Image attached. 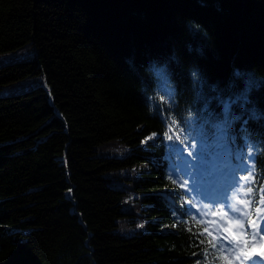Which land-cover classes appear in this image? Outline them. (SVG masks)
<instances>
[{"label":"trees","instance_id":"1","mask_svg":"<svg viewBox=\"0 0 264 264\" xmlns=\"http://www.w3.org/2000/svg\"><path fill=\"white\" fill-rule=\"evenodd\" d=\"M22 49L0 65V90L30 85L0 95V264H231L181 175L227 147L250 214L264 196V0H0V54ZM135 208L146 229L117 233Z\"/></svg>","mask_w":264,"mask_h":264},{"label":"rangeland","instance_id":"2","mask_svg":"<svg viewBox=\"0 0 264 264\" xmlns=\"http://www.w3.org/2000/svg\"><path fill=\"white\" fill-rule=\"evenodd\" d=\"M27 57H28V55H27V51L25 49L17 50L15 52L1 53L0 54V65L4 64V63L12 62V61L24 60V59H27ZM29 87H30V85L27 83H21L19 85H12V86H9V87H6V88L0 90V95L19 93L23 90L29 89ZM101 151L103 152V154L116 155L118 157H123V156L128 154V149H126L125 146H122L120 143H116L115 145L102 148ZM226 153H227L226 150L223 153H221V157L223 156L222 160H218V163L219 164L222 163V166L209 167V168L201 167V168L197 169V173L192 172L191 169H184L181 177L185 179V182L181 181L180 176L177 175L179 180L186 186L187 193L192 198L197 200L198 202H200L203 195H206V196H215L216 195V193L214 192V189L212 187H210V185L214 182V177H213L214 173L221 171L228 164H231L232 169H233L234 166L237 165V163H241V161H236V162L230 161V158H229V156H226ZM145 167H143V168H145ZM236 171H237V169H235V174H233L232 180L230 181L232 183V187L230 188V189H232V191H228V195H227V196L233 195L234 198L242 195L240 193V190H241L240 187L243 185V181H242L243 179H242V177H239L236 174ZM239 171L241 172L242 169H240ZM230 175H232V174H230ZM227 176H229V175H227ZM221 177H222V175L219 176L218 181L221 179ZM236 182L238 183L237 187L234 186L236 184ZM120 183L125 185V184H128L129 181L126 179H122ZM227 183H229V182H227ZM222 186L224 187L225 183ZM226 194H227V191H226V193H224V195H226ZM129 196H131V195H129ZM240 198H242V196ZM223 201L226 202V200H223ZM262 201H264V199H262L258 203L259 205L257 206V211L260 210V208L262 206L261 204L263 203ZM236 204H238V203H236ZM213 205H215V204L205 203L203 205V213H202V219L201 220L207 225V228L214 229V226H218V225L223 224L225 226L224 229L229 230L231 228L232 222L229 220L228 215L226 214V211L223 214H219V215L213 214L212 215V213H210L208 211V209H210L211 206H213ZM240 205H241V207L239 208L240 209L239 215H241V212L243 213L242 209L247 210L246 207L242 203L239 202L238 207ZM221 206L223 207L222 204H221ZM130 208L131 207L129 206V203H127L123 206V209H125V210H128ZM196 208H197V206H196ZM215 208H217V205H215ZM134 211H135L136 215L135 216L131 215L129 217L130 218L135 217L136 221H134V222L130 221L129 224L120 223L119 226L115 228V231L117 233L125 236V235H131V234L137 233L139 231H144L146 229L145 228V222L147 219H146V217L143 216V212H141L138 208H135ZM197 212H200V211H197ZM260 220L264 222V216ZM239 228H240V233L242 235V239H244L245 236L246 237L248 236L249 242H250L251 247H252L248 252H246V251L244 252V251H242V249L238 250V252H241V253L244 252L243 261L246 262L247 260L254 258L255 254L257 252H259V250L264 249V234H263L262 238L257 239L255 237L254 233L252 231H250L249 227L246 228L243 226H239ZM246 241H247V239H246Z\"/></svg>","mask_w":264,"mask_h":264},{"label":"bare ground","instance_id":"3","mask_svg":"<svg viewBox=\"0 0 264 264\" xmlns=\"http://www.w3.org/2000/svg\"><path fill=\"white\" fill-rule=\"evenodd\" d=\"M142 167H145L146 169H148L147 164H144V166H142ZM229 213H230L231 217H234L235 212H232L231 208H229ZM238 224H239L238 222H236L235 220H232L231 228L228 231H225V233L227 234L226 241L230 243L231 248H233L234 250H237V251L241 246V234L239 231ZM254 226L257 227L259 230H264L261 226L260 221H256ZM164 228L165 229H170V228L172 229V226H165ZM254 232H256V230ZM218 233L220 235L223 234L221 231H219ZM257 254H255L254 257H256ZM252 260L253 259H250V263L253 262Z\"/></svg>","mask_w":264,"mask_h":264},{"label":"snow or ice","instance_id":"4","mask_svg":"<svg viewBox=\"0 0 264 264\" xmlns=\"http://www.w3.org/2000/svg\"><path fill=\"white\" fill-rule=\"evenodd\" d=\"M173 123H175V122H173ZM169 131H171V128L169 129ZM165 135H167V133H165ZM168 139L171 140L172 137L169 136ZM177 139H179V137H177ZM249 191H251V189H249ZM262 202H264V201H262ZM240 203H243V202L240 201ZM231 211H232V212H239L240 209L237 208L235 204H233V205L231 206ZM258 211H260V210H258ZM244 215H247V213H244ZM226 231H228V229H226ZM253 264H259V262L254 261Z\"/></svg>","mask_w":264,"mask_h":264},{"label":"water","instance_id":"5","mask_svg":"<svg viewBox=\"0 0 264 264\" xmlns=\"http://www.w3.org/2000/svg\"><path fill=\"white\" fill-rule=\"evenodd\" d=\"M70 193V190L67 192V194Z\"/></svg>","mask_w":264,"mask_h":264}]
</instances>
